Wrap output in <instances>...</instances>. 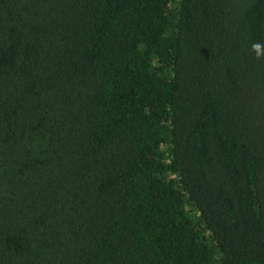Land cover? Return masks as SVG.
I'll list each match as a JSON object with an SVG mask.
<instances>
[{
    "label": "trees",
    "instance_id": "1",
    "mask_svg": "<svg viewBox=\"0 0 264 264\" xmlns=\"http://www.w3.org/2000/svg\"><path fill=\"white\" fill-rule=\"evenodd\" d=\"M0 264H264V0H0Z\"/></svg>",
    "mask_w": 264,
    "mask_h": 264
}]
</instances>
